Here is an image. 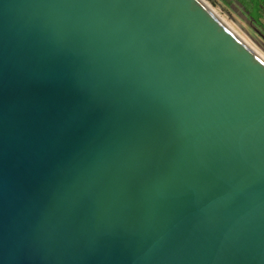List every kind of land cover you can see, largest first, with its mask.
I'll use <instances>...</instances> for the list:
<instances>
[{"label":"water","instance_id":"95a60500","mask_svg":"<svg viewBox=\"0 0 264 264\" xmlns=\"http://www.w3.org/2000/svg\"><path fill=\"white\" fill-rule=\"evenodd\" d=\"M0 264H264V56L205 0H0Z\"/></svg>","mask_w":264,"mask_h":264},{"label":"rangeland","instance_id":"374dc122","mask_svg":"<svg viewBox=\"0 0 264 264\" xmlns=\"http://www.w3.org/2000/svg\"><path fill=\"white\" fill-rule=\"evenodd\" d=\"M264 56V0H205Z\"/></svg>","mask_w":264,"mask_h":264}]
</instances>
